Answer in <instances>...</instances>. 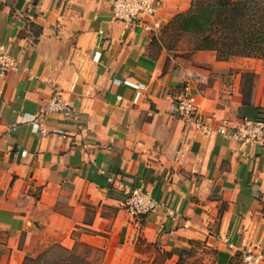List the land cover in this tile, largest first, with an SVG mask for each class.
<instances>
[{"label":"crops","instance_id":"0c3cea01","mask_svg":"<svg viewBox=\"0 0 264 264\" xmlns=\"http://www.w3.org/2000/svg\"><path fill=\"white\" fill-rule=\"evenodd\" d=\"M110 3L0 0V40L18 63L0 77V264L54 244L86 245L101 264L197 244L212 251L207 264H243L244 251L264 250V146L216 129L264 119V105H244L239 80L225 81L236 57L155 45L187 0H158L133 23L112 18ZM185 84L200 125L177 113ZM55 90L76 120L47 108ZM132 189L157 204L142 221L121 207Z\"/></svg>","mask_w":264,"mask_h":264},{"label":"trees","instance_id":"16d2710c","mask_svg":"<svg viewBox=\"0 0 264 264\" xmlns=\"http://www.w3.org/2000/svg\"><path fill=\"white\" fill-rule=\"evenodd\" d=\"M172 22L194 37L193 50L213 51L218 60L264 59V0H190L188 9ZM241 93L243 104H248L242 89ZM74 247L54 244L36 257H26L22 264H101L99 258L94 260Z\"/></svg>","mask_w":264,"mask_h":264},{"label":"built area","instance_id":"2783aa9c","mask_svg":"<svg viewBox=\"0 0 264 264\" xmlns=\"http://www.w3.org/2000/svg\"><path fill=\"white\" fill-rule=\"evenodd\" d=\"M158 0H111V16L115 20L124 23H133L141 17H152L156 15L159 8ZM18 63L12 56L9 47L0 40V77L17 71ZM49 110L77 119L73 107L67 103L61 92L55 90L47 105ZM178 115L187 122L198 124L200 116L197 113L194 94L189 85H183L179 97L176 99ZM201 123V122H200ZM216 132L230 140L239 141L248 145L264 146V120L251 119L242 116L236 120H223ZM157 204L147 194L139 189L125 191L121 203L122 209L133 219L142 221L151 213ZM230 249L234 248L228 242ZM243 264H264V250H246L241 255Z\"/></svg>","mask_w":264,"mask_h":264},{"label":"rangeland","instance_id":"374dc122","mask_svg":"<svg viewBox=\"0 0 264 264\" xmlns=\"http://www.w3.org/2000/svg\"><path fill=\"white\" fill-rule=\"evenodd\" d=\"M189 4L190 0H187V5L184 9L169 18L163 19L157 30V35L154 38L155 45L160 49H165L173 56L183 59H189L192 55L194 37L189 33H184L175 28L172 18L176 14L186 11ZM158 11H160V9H158L157 12ZM240 58L244 57L237 56L231 59L230 63H232L234 67L223 75L225 81L232 84L235 79L239 80L240 88L245 94V100L249 103L258 102V104L264 105V59L250 58L251 60L244 61ZM212 80L213 78H208V82ZM256 119L264 120L263 118ZM200 122H198L199 125ZM45 249L39 250L33 257H36ZM74 249L77 252L90 256V258L94 260L99 258L98 253L92 252L84 245H77ZM211 252V250L202 245L194 244L188 251L180 253L181 255L170 257L158 249L151 248L134 264H207L206 259ZM240 262L242 263L241 256Z\"/></svg>","mask_w":264,"mask_h":264}]
</instances>
